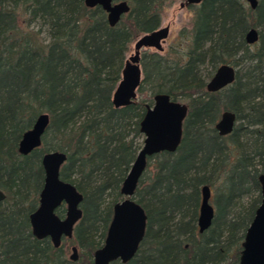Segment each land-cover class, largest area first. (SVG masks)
Listing matches in <instances>:
<instances>
[{
  "label": "trees",
  "instance_id": "obj_1",
  "mask_svg": "<svg viewBox=\"0 0 264 264\" xmlns=\"http://www.w3.org/2000/svg\"><path fill=\"white\" fill-rule=\"evenodd\" d=\"M114 1L130 9L110 26L102 8L84 0H0V264H74L73 245L80 264L93 263L142 146L139 122L158 93L188 106L182 139L175 152L148 159L133 196L147 215L144 238L131 260L112 264H239L264 173V0L255 9L245 0L192 5L191 28L170 50L141 54L137 92L148 99L121 108L111 99L129 46L160 26L174 0ZM250 28L259 34L252 45L245 41ZM223 63L236 68L234 82L208 92ZM225 110L236 124L220 136L214 125ZM41 113L49 116L42 144L20 155L21 135ZM49 151L66 154L60 177L82 194V217L58 248L34 237L29 223L44 179L41 157ZM204 185L214 217L200 233Z\"/></svg>",
  "mask_w": 264,
  "mask_h": 264
},
{
  "label": "water",
  "instance_id": "obj_2",
  "mask_svg": "<svg viewBox=\"0 0 264 264\" xmlns=\"http://www.w3.org/2000/svg\"><path fill=\"white\" fill-rule=\"evenodd\" d=\"M203 0H185V5H197ZM250 8L255 9L257 0H245ZM86 7L99 6L107 15L110 26H115L122 15L130 7L126 1L114 0H84ZM183 6V4H181ZM169 34V26L141 34L134 42V54L127 58L121 70L120 80L112 94L114 108L128 106L137 97V89L142 80L140 66L141 51L154 48L162 51V42ZM258 29L250 28L245 34V41L252 45L258 41ZM236 68L228 63L220 64L210 79L206 89L216 92L232 84L235 80ZM187 105L174 101L166 93L155 94L151 106L146 108L140 122L139 131L143 135L142 146L137 152L121 187L122 200L112 206V218L108 225L102 246L93 253L92 264H112L115 261L126 263L136 254L142 242L147 223L144 208L133 196L138 182L143 175L148 159L161 152L173 153L177 150L183 133V123L187 115ZM49 116L39 114L31 127L24 131L17 145L20 155H27L39 148L42 137L48 127ZM236 124L233 112L222 111L214 128L219 135L225 136L232 132ZM66 154L61 151L45 152L41 157L44 179L38 195V206L29 215L31 233L37 239L49 238L52 245L58 248L63 239H71L76 224L82 217L80 204L82 194L71 182L62 180L60 170L66 160ZM261 199L254 216L248 225L239 255V264H264V173L258 177ZM5 194L0 190V202ZM211 190L208 185L201 187V198L197 218L200 233L206 231L212 224L214 208L210 203ZM65 207L63 216L56 210ZM69 260L78 262V249L70 248Z\"/></svg>",
  "mask_w": 264,
  "mask_h": 264
},
{
  "label": "rangeland",
  "instance_id": "obj_3",
  "mask_svg": "<svg viewBox=\"0 0 264 264\" xmlns=\"http://www.w3.org/2000/svg\"><path fill=\"white\" fill-rule=\"evenodd\" d=\"M182 0H174L172 3L168 4L162 11L161 14V24L160 27L169 26V34L167 38L162 42L163 51L166 52L170 50L171 45L175 44L178 39L179 32L183 29H190L191 22L193 17V12L189 7H181ZM136 39L130 44L129 50L126 54V59L134 54V42ZM160 52L154 48H147L141 51L143 52ZM125 59V60H126ZM142 68V67H141ZM143 78V72H142ZM137 99H148L147 94H140L137 92ZM149 102V101H147ZM54 141L52 139H48V145H51ZM123 198V197H122ZM250 199V195L245 196L243 203H247ZM212 204V200L210 201ZM66 245V244H65ZM71 251H68V255Z\"/></svg>",
  "mask_w": 264,
  "mask_h": 264
},
{
  "label": "flooded vegetation",
  "instance_id": "obj_4",
  "mask_svg": "<svg viewBox=\"0 0 264 264\" xmlns=\"http://www.w3.org/2000/svg\"><path fill=\"white\" fill-rule=\"evenodd\" d=\"M184 1H185V0H182V3H181V4H183V6L180 5L181 7H189V8H190V7L192 6V5H185ZM160 24H161V23H160ZM159 27H160V26H159ZM159 27H158V28H159ZM158 28H157V29H158ZM162 48H163V47H162ZM163 50H164V49H162V51H163ZM160 52H161V51H160ZM140 57H141V54H140ZM140 61H141V58H140ZM140 66H141V65H140ZM226 87H227V86H226ZM224 88H225V87H224ZM220 90H221V89H220ZM207 91H208V90H207ZM208 92H209V91H208ZM216 92H217V91H216ZM212 93H214V92H212ZM183 103H184V102H183ZM185 104H186V103H185ZM187 108H188V106H187ZM187 113H188V109H187ZM186 116H187V115H186ZM219 117H220V116H219ZM185 118H186V117H185ZM218 119H219V118H218ZM184 120H185V119H184ZM217 121H218V120H217ZM217 121H216V122H217ZM216 122H215V123H216ZM233 129H234V128H233ZM232 131H233V130H232ZM217 133H218V132H217ZM182 134H183V133H182ZM218 135H219V134H218ZM228 135H229V134H228ZM220 136H221V135H220ZM225 136H227V135H225ZM181 139H182V138H181ZM179 145H180V144H179ZM209 188H210V187H209ZM210 190H211V189H210ZM211 198H212V191H211ZM210 201H211V199H210ZM211 205H212V204H211ZM198 212H199V210H198ZM197 227H198V226H197ZM71 262H72V261H71ZM73 263H74V262H73ZM74 264H80V263H79V259H78V262H76V263H74Z\"/></svg>",
  "mask_w": 264,
  "mask_h": 264
}]
</instances>
